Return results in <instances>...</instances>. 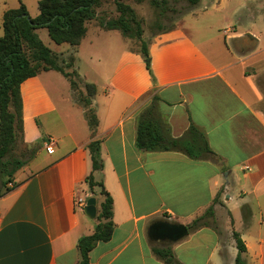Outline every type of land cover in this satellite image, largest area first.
Returning a JSON list of instances; mask_svg holds the SVG:
<instances>
[{
    "label": "crops",
    "instance_id": "1",
    "mask_svg": "<svg viewBox=\"0 0 264 264\" xmlns=\"http://www.w3.org/2000/svg\"><path fill=\"white\" fill-rule=\"evenodd\" d=\"M244 2L245 24L180 21L155 33L147 42L151 72L140 46L130 47V37L100 23L90 27L93 19L88 21L69 70L78 72L88 46L90 58L112 52V47H95L100 31H119L127 38L108 60L103 79L93 82L91 105L99 120L94 131L60 71L43 70L21 83L19 141L39 146L21 167L17 184L0 196V264H80L78 239L99 221L84 213L93 195L86 176L92 170L88 144L95 138L101 140L102 177L113 198L115 226L109 240L91 249L90 264H164L153 246H170L181 264H235L234 230L246 244L247 264H264V108L259 105L264 95L253 71L264 69V5L258 9L251 0ZM9 8L2 6V21ZM70 46L67 52L51 49L65 58L74 50ZM80 77L89 82L85 73ZM149 92L160 97L174 137L193 123L205 132L215 156L139 149L138 114ZM49 137L55 140L52 152L46 146ZM95 196L98 210L102 196ZM212 204V223L176 242L150 240L154 220L189 224ZM220 210L229 215V228L220 224Z\"/></svg>",
    "mask_w": 264,
    "mask_h": 264
},
{
    "label": "trees",
    "instance_id": "2",
    "mask_svg": "<svg viewBox=\"0 0 264 264\" xmlns=\"http://www.w3.org/2000/svg\"><path fill=\"white\" fill-rule=\"evenodd\" d=\"M154 4L167 0H151ZM197 4L199 0H189ZM102 0H39V14L32 17L25 3L20 0L16 8H9L3 14L4 33L0 37V196L13 188L9 186L17 169L21 168L26 159L13 157L12 152L22 139L23 133V100L21 83L37 75L43 70L55 69L66 76L73 90L79 91L81 86L86 88L87 95L79 102L85 107V116L90 128L94 131L98 125V117L93 108L92 97L96 94V84L84 81L73 69L76 51L87 31V22L96 18L97 7ZM119 12L117 17L100 19L99 23L106 29H119L130 38L141 41L142 52L146 66L151 72V56L148 43L142 38L143 28L134 8L125 0H114ZM46 27L50 37L56 43L68 42L73 47L71 58L62 59L40 38L36 29ZM152 102L138 114L136 145L139 149L163 151H181L193 158H212L215 152L210 147L205 132L195 124L179 137L171 134L166 116L160 111L157 94L152 95ZM39 145L31 146L30 157ZM91 154L92 170L86 176V182L93 195H101L102 201L97 210L98 223L94 231L84 234L78 239L80 264H90L89 253L100 241H107L114 231L113 198L105 188L102 169L104 160L101 155V140L93 139L88 144ZM16 184H14L15 186ZM219 199V193L214 202ZM215 210L210 205L200 216L187 224L189 230L198 229L212 223ZM238 253L235 264H247L243 252L247 250L243 238L233 231ZM154 253L164 264H181L170 246H153Z\"/></svg>",
    "mask_w": 264,
    "mask_h": 264
},
{
    "label": "rangeland",
    "instance_id": "3",
    "mask_svg": "<svg viewBox=\"0 0 264 264\" xmlns=\"http://www.w3.org/2000/svg\"><path fill=\"white\" fill-rule=\"evenodd\" d=\"M32 17L39 13L38 9V1L39 0H22ZM129 3L141 21L143 28V36L142 38L148 42L150 38L157 32L169 29L171 27L176 26L178 22H197V23H212L217 21L219 23L224 22L227 23H236V24H245L247 23L246 13V3L244 0H199L197 4H192L189 0H167V2H159L154 4L151 0H125ZM244 4V9L241 7ZM251 2L255 3L256 8H260L264 5L263 0H251ZM20 0H0V37L3 35V27H2V6L6 7H18ZM193 11L195 13H193ZM119 12L116 8L114 0H102V2L97 7V16L95 19L90 21V27H95L98 25L100 19L107 17H117ZM242 19V20H241ZM239 21H241L239 23ZM38 33L40 38L57 52H67L71 46L69 43H56L48 34L46 27H39ZM90 33V32H89ZM88 33V34H89ZM98 33V32H97ZM107 39H111L110 41H105ZM131 48H138L140 46L141 41L136 38H131ZM127 41L126 37L119 31L114 32H104L100 31L98 33V39L95 41V47L98 51L102 49L112 47V52L108 55H104L101 52L94 54L93 58H90L91 48L88 46L87 53L88 56L83 53L82 59L78 62V74L85 73L87 75V81L94 82L95 80L101 81L103 79V75L105 71L109 68L107 67L108 60H113L118 52L116 47L123 46ZM110 43V44H108ZM248 46H241V49H248ZM97 51V52H98ZM66 60L68 61L72 56V51L65 55ZM62 58V57H61ZM62 58V59H65ZM146 66V62H145ZM147 68V66H146ZM254 73H256L255 83L260 88L264 95V69L257 71L253 69ZM67 83V80H64ZM71 87V86H70ZM83 87V86H81ZM67 87V92L70 90ZM85 88V87H84ZM86 88L83 90L82 88L79 91H74L70 96L72 99L79 102L80 98L86 96ZM152 92H149L145 95L149 97L148 102L145 107L151 104L152 102ZM259 105L264 108V98L260 101ZM144 107V108H145ZM30 149L31 147L25 145L22 142H18L15 150L12 152L13 157H20L28 160L30 158ZM217 159V158H216ZM27 162V161H26ZM26 164V163H25ZM20 169V170H19ZM16 170L14 176L12 178V182H9V186H14L17 184L16 178L23 175L24 173L21 171V168ZM237 213V210H235ZM219 222L224 229L230 227V217L224 210H220L219 213ZM218 224V223H217Z\"/></svg>",
    "mask_w": 264,
    "mask_h": 264
},
{
    "label": "water",
    "instance_id": "4",
    "mask_svg": "<svg viewBox=\"0 0 264 264\" xmlns=\"http://www.w3.org/2000/svg\"><path fill=\"white\" fill-rule=\"evenodd\" d=\"M84 213L90 218L97 216V199L95 195L87 198L84 205ZM188 234L189 228L187 224L163 218L154 220L148 228V236L152 241L176 242Z\"/></svg>",
    "mask_w": 264,
    "mask_h": 264
},
{
    "label": "built area",
    "instance_id": "5",
    "mask_svg": "<svg viewBox=\"0 0 264 264\" xmlns=\"http://www.w3.org/2000/svg\"><path fill=\"white\" fill-rule=\"evenodd\" d=\"M54 145H55V140L52 137H49L47 142H46L47 150L49 152H52Z\"/></svg>",
    "mask_w": 264,
    "mask_h": 264
}]
</instances>
